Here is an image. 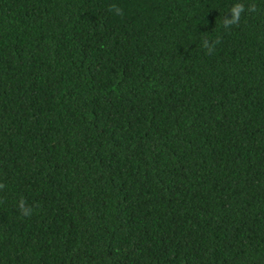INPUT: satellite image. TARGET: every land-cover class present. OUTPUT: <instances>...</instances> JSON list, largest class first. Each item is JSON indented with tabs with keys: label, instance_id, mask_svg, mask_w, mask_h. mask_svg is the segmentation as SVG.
Instances as JSON below:
<instances>
[{
	"label": "trees",
	"instance_id": "1",
	"mask_svg": "<svg viewBox=\"0 0 264 264\" xmlns=\"http://www.w3.org/2000/svg\"><path fill=\"white\" fill-rule=\"evenodd\" d=\"M242 2L225 31L232 0H0V264H264V0Z\"/></svg>",
	"mask_w": 264,
	"mask_h": 264
},
{
	"label": "clouds",
	"instance_id": "2",
	"mask_svg": "<svg viewBox=\"0 0 264 264\" xmlns=\"http://www.w3.org/2000/svg\"><path fill=\"white\" fill-rule=\"evenodd\" d=\"M212 8L220 9V5H212ZM245 6L242 0H232V3L227 7L228 15H219L217 20L218 29L222 27L225 31H227L230 26L236 25L239 23L241 14L244 12ZM249 11H252L253 8L249 5ZM109 11L112 12L114 15L119 16L121 15V9L116 5H110ZM196 24V21H193V25ZM203 24V23H201ZM217 29V42L219 39V30ZM191 38V37H190ZM200 47L204 49L206 55H210L213 51L212 45L209 43L207 38H201ZM18 208L20 213L23 216H28L32 213L33 209L25 205L23 199L18 202Z\"/></svg>",
	"mask_w": 264,
	"mask_h": 264
}]
</instances>
